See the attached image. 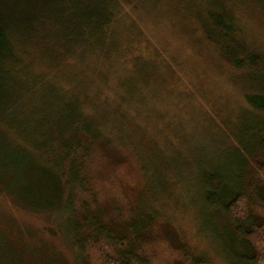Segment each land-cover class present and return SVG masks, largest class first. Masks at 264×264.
<instances>
[{
  "label": "rangeland",
  "instance_id": "rangeland-1",
  "mask_svg": "<svg viewBox=\"0 0 264 264\" xmlns=\"http://www.w3.org/2000/svg\"><path fill=\"white\" fill-rule=\"evenodd\" d=\"M89 1L97 2L80 0L85 7ZM227 1L236 10L246 43L264 54V0ZM170 6V0H131L115 6L122 26L116 36L121 46L129 33L139 38L142 32L138 46L158 66L157 72L154 67L146 71L144 63L135 68L115 58L108 61L95 51L85 58L79 52L64 53L50 30L19 42L18 57L24 66L7 74L5 87L11 95L17 90L31 94L28 74L34 76L33 83L43 84L11 115L12 120L24 119L32 126L27 133L22 128L29 141L0 127V264H76L68 229H61L66 220L62 224L60 218L29 213L43 212L41 207L53 204L50 194L45 197L47 184L42 178H31L33 163L44 164L35 151L36 129L42 125L44 130L57 131L61 107L53 104V95L62 96V88L69 95L78 94L88 102L87 112L104 120L105 137L115 141L136 174L134 185L124 178L127 197L136 212L159 213L149 218L154 222L157 218L156 234L170 246L168 250L205 264H246L248 250L224 218L214 230L199 193L200 179L195 178L202 169L194 165L191 171L194 163L189 155L195 153L200 163L207 161L203 170L214 166L225 172L234 151L220 140L217 129L213 132V122L248 104L242 88L231 79L230 64L224 58L217 60V50L204 41L202 25L190 14L183 19ZM140 73L148 75L151 85L137 87L132 99L125 100L129 81L139 80ZM179 135L186 138L184 146L177 141ZM159 247V263L168 254V264H189Z\"/></svg>",
  "mask_w": 264,
  "mask_h": 264
},
{
  "label": "trees",
  "instance_id": "trees-1",
  "mask_svg": "<svg viewBox=\"0 0 264 264\" xmlns=\"http://www.w3.org/2000/svg\"><path fill=\"white\" fill-rule=\"evenodd\" d=\"M128 1H89L90 5L85 7L80 0H0V127L29 141L23 130L27 133L32 126L24 119L12 120L11 115L25 100L33 99L43 81L33 83L34 76L28 74L31 94L17 90L11 95L5 85L9 83L7 74L24 66L18 57L19 42L39 31L50 30L64 53L79 52L85 58L95 51L108 61L115 58L135 68L144 63L146 71L154 67L157 72L158 66L151 63L150 56H143L144 48L138 46L142 32L139 31V38L129 33L124 46L116 37L122 26L115 6L131 0ZM170 3L180 17L185 19L190 14L202 25L204 41L217 50V60L224 58L230 64L234 72L231 79L245 94L248 106L213 122V132L217 129L220 140L234 151L225 172L214 166L203 170L207 161L195 160V153L189 156L194 163L191 171H195V166L202 169L195 173V178L200 179L199 193L205 212L211 214L208 218L214 230L217 232L222 225L220 217L224 218L232 235L248 250L246 264H264V54L246 43L236 10L227 0ZM124 31L129 32L126 27ZM139 75V80L129 81L125 100L132 99L137 87L151 85L147 74ZM61 92L62 96L53 95V104L61 107L56 114L60 121L57 131L44 130L42 125L36 129L39 145H35V151L44 164L40 167V163H33L31 178H42L43 184H47L45 197L50 194L53 204L41 207L43 212L29 213L60 218L62 224L66 220L61 229L69 230L76 264H168V254L158 262L159 246L163 250L170 246L156 234L157 218L155 222L149 218L152 213L154 217L159 213L136 212L127 197L125 179L134 185L136 178L128 158L115 148V141L105 137L104 120L84 108L88 102L78 94L69 95L64 88ZM170 130L173 135L178 134ZM176 138L184 146L185 136ZM171 253L179 261L205 264L184 253Z\"/></svg>",
  "mask_w": 264,
  "mask_h": 264
}]
</instances>
